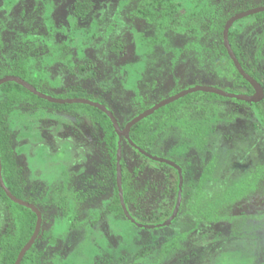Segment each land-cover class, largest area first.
<instances>
[{
    "label": "rangeland",
    "instance_id": "1",
    "mask_svg": "<svg viewBox=\"0 0 264 264\" xmlns=\"http://www.w3.org/2000/svg\"><path fill=\"white\" fill-rule=\"evenodd\" d=\"M75 1L0 0V71L30 57L42 88L56 95L82 91L122 124L195 85L245 90L207 18L214 9L219 22L264 0H203L212 9L195 21L197 33L184 24L156 29L134 13L132 0H81L92 7L80 19ZM231 30H238L242 55L264 85V15L242 18ZM258 104L264 111V99ZM184 107L173 117L177 123L154 127L147 147L177 161L186 175L178 215L159 228H141L113 207L107 147L86 107L22 103L12 109L4 120L8 145L25 198L43 214L32 264H264V118L251 103L232 99ZM122 152L129 208L154 220L175 203L176 174L126 139ZM14 231L0 196V239ZM171 240L175 245L159 260Z\"/></svg>",
    "mask_w": 264,
    "mask_h": 264
},
{
    "label": "trees",
    "instance_id": "2",
    "mask_svg": "<svg viewBox=\"0 0 264 264\" xmlns=\"http://www.w3.org/2000/svg\"><path fill=\"white\" fill-rule=\"evenodd\" d=\"M132 1L134 2V13L138 17L144 19V21H146L149 25L155 26L156 29L160 31H165L174 26L179 27L180 29H184L185 27L183 28L182 26L184 24V26L187 25L190 28L191 32L197 33L198 31H200V28L195 21L198 18L204 16V14H206V10L212 9L209 7L208 4L203 2V0H188L186 2L184 1L185 3L178 2L177 0H132ZM91 7L92 5L88 1L76 0L74 3V13L77 18L83 19L89 15L91 11ZM181 7L184 8L183 13L179 12ZM213 15H214V9H212L210 13V18H207L209 20V24L214 25L213 28H215V30H217L222 35L226 21L234 14L221 18L219 22H216L214 20ZM262 15H264V12L255 14L257 18L262 17ZM189 21L191 22V24H186ZM237 33L238 30H230L229 33V39L233 50L235 51L243 67L258 81L262 82L261 73L257 71L252 64L250 66L247 65L246 58L243 57L241 49L236 41ZM154 37L155 39H157L158 35L156 34ZM70 39L72 40V38ZM61 47L66 48L68 47V44L63 43V46ZM221 48L224 54L226 55V57L228 58L231 66L234 68L235 72L237 73L239 79L243 82L245 86V90H239V89H226V90L235 93H247V94L253 93L254 89L251 86V84L247 80H245L235 68L233 61L230 59L228 52L223 44V41L221 44ZM45 64H47L46 61ZM80 67L82 70H84L87 67V64L85 65L83 64ZM32 72H33V61L30 57H26L22 62H20V64L16 68L10 71H4V72L0 71V78L5 76L6 74H14L26 79L34 86H36L39 90L57 97H62V98L84 97V98L93 99L82 91H71L67 94H59V95L52 94L40 86L39 77L33 76ZM44 72H45V67H42L39 73L43 74ZM0 90L5 95V100L0 102V148H1V160L3 167V177L6 185L16 196L25 199V195L23 194V190L19 181V174H18L16 162L12 156L11 150L8 145V134L4 128V120L5 117L9 113H11L12 109L16 105L22 103L43 104V105L67 107V108H75L76 106L86 107L87 108V110L85 109L86 112L89 113L91 116H93L94 120L100 124V127L103 129L105 133L106 136L105 139L107 141V146L109 148V153L111 155L113 180L115 182L116 163H117L116 155H117L119 137L114 130L110 118L103 111H101L96 107L83 103L58 104V103L50 102L46 99L40 98L39 96L35 95L34 93L30 92L28 89L23 87L22 85L14 81H8L1 84ZM198 93H202V95L197 96ZM193 99H202V100L232 99L238 103H245V101L238 100L235 98L223 97L215 93H208L202 91L190 93L180 98L176 102H173L170 105L158 109L150 116L144 118L143 120L135 124L131 129V136L134 139V141L143 146V144L146 141V137L149 140L151 139L154 125L156 124L157 118L159 117L160 114L167 111L170 108V106L173 104L179 106ZM252 105L256 107L261 118H264V111L259 106V104L252 103ZM202 143H204V141H202ZM172 170L176 173L175 169ZM122 179H123L124 199H125V203L128 205L131 199L129 196V185L127 187L128 174L125 171L123 163H122ZM177 185H178V180L175 181V194L177 193V188H178ZM245 186H247V184ZM0 196L7 202L15 224L14 233L11 236H3L0 239V264H14L20 250L28 242V240L31 238L35 230L37 216L31 209L12 201L6 195L5 191L1 187H0ZM174 206L175 203L163 214L157 216L154 220H150V219L148 220L146 218H142L134 214H132V216L142 223H160L170 217V215L173 212ZM113 207L117 208L119 212L124 214L123 209L121 207L118 192L114 199ZM64 212L67 213L66 210ZM173 245H175V241L172 240L163 245V247L159 252V260L163 259L170 253L171 249L173 248ZM31 251L32 248L27 251L21 264H32L33 257Z\"/></svg>",
    "mask_w": 264,
    "mask_h": 264
},
{
    "label": "water",
    "instance_id": "3",
    "mask_svg": "<svg viewBox=\"0 0 264 264\" xmlns=\"http://www.w3.org/2000/svg\"><path fill=\"white\" fill-rule=\"evenodd\" d=\"M260 12H264V5L257 6L254 8H249L247 10H243L241 12L235 13L226 21L224 28H223V33H222L223 44H224V46L228 52V55H229L230 59L233 61V64H234L235 68L237 69V71L239 72V74L245 80H247L251 84V86L253 87L254 93H252V94L230 92V91H227L225 89H222V88H219L216 86L196 85V86L190 87L186 90H183L181 92H178V93H176V94H174V95H172L166 99L161 100L160 102L156 103L152 107L141 112L136 117L132 118L122 128L120 126L116 116L114 115V113L106 105H104L98 101H95V100H92L89 98H84V97H67V98L56 97V96L47 94L44 91L39 90L36 86H34L32 83H30L26 79H24L18 75H14V74H7V75L1 77L0 78V85L5 83V82H8V81H14V82L22 85L26 89H28L30 92L39 96L40 98L46 99V100L53 102V103H58V104L83 103V104H88V105H91L93 107H96L108 115V117L111 119V121L113 123L115 132L118 134L120 139L124 136L134 148L139 150V152H141L142 154H144L148 158H150L154 161L166 163V164L174 167L178 171V174H179V190H178L177 201H176V204H175V207L173 209L172 214L170 215V217L168 219H166L165 221L160 222V223H142L131 215V213L128 210V207L125 203L124 190H123V179H122V164H121L122 147H121V140L119 141V147H118V151H117V163H116V181H117V188H118V192H119L121 206L123 208L125 216L133 224H135L141 228L163 227V226H166V225L172 223V221L176 218V216L178 215V212L180 210V206H181L182 199H183V195H182V188H183V181H184L183 170L180 167V165L178 163H176L175 161L166 159V158L161 157V156L151 154L148 151H146L144 148H142L141 146L136 144L130 135V130L136 123L140 122L141 120H143L147 116L153 114L159 108H161V107H163L169 103H172V102H174V101H176V100H178V99H180V98H182V97H184L190 93L197 92V91L215 93V94L221 95L223 97L235 98V99L246 101L249 103H257V102L261 101L264 98V88H263L262 84L243 67V65L240 62L239 58L237 57L235 51L233 50L230 39H229V33H230L231 27L233 26L234 23H236L238 20H240L242 18L251 16V15H255V14L260 13ZM0 187L5 191L6 195L12 201L31 209L37 216L35 230L31 236V238L28 240V242L20 250V252L17 256V259L14 263V264H21L25 254L27 253L28 250L31 249V247L33 246V244L35 243L36 239L38 238V236L40 234V231L42 228V223H43V214H42L41 209L36 204H34V203H32L26 199H23V198L16 196L10 190V188L6 185L4 177H3L1 148H0Z\"/></svg>",
    "mask_w": 264,
    "mask_h": 264
},
{
    "label": "flooded vegetation",
    "instance_id": "4",
    "mask_svg": "<svg viewBox=\"0 0 264 264\" xmlns=\"http://www.w3.org/2000/svg\"><path fill=\"white\" fill-rule=\"evenodd\" d=\"M7 75V74H6ZM261 84H262V82L261 81H259ZM196 86V85H195ZM262 86H263V88H264V85L262 84ZM193 87V86H192ZM190 88V87H189ZM220 88V87H219ZM188 89V88H187ZM223 89V88H222ZM184 90H186V89H184ZM226 90V89H225ZM181 91H183V90H181ZM181 91H178V92H181ZM178 92H176V93H178ZM197 92H199V91H197ZM203 92V91H202ZM176 93H174V94H176ZM194 93V92H193ZM253 93H254V91H253ZM48 94V93H47ZM173 94V95H174ZM245 94H247V93H245ZM252 94V93H251ZM51 95V94H50ZM218 95V94H217ZM54 96V95H53ZM172 96V95H171ZM57 97V96H56ZM170 97V96H169ZM62 98V97H61ZM65 98H67V97H65ZM168 98V97H167ZM228 98V97H227ZM164 99H166V98H164ZM264 99V98H263ZM262 99V100H263ZM93 100V99H92ZM163 100V99H162ZM179 100V99H178ZM202 99H193V100H191V101H189V102H186V103H184V104H181V105H179V106H176L175 108H169L168 110H167V112H164V113H162V114H160L159 115V117L157 118V121H156V124L154 125V127L156 126L157 127V129L158 128H160L162 125H165V122H169V123H177L179 120H173L174 118V115H175V113L177 112V111H179L180 109H181V107H184V106H187L188 104H191V103H193V102H198V101H201ZM203 100H205V99H203ZM206 100H210V99H206ZM261 100V101H262ZM95 101H98V102H100V103H102V104H104L102 101H99V100H95ZM161 101V100H160ZM160 101H158V102H160ZM177 101V100H176ZM176 101H174V102H176ZM158 102H156V103H158ZM246 102V101H245ZM260 102V101H259ZM259 102H257V103H259ZM156 103H154V104H152V105H150V106H144V109L141 111V112H143V111H145L146 109H148V108H150V107H152L153 105H155ZM173 103V102H172ZM172 103H169V104H167V105H170V104H172ZM252 104V103H251ZM104 105H106V104H104ZM167 105H165V106H167ZM107 106V105H106ZM108 107V106H107ZM164 107V106H163ZM109 108V107H108ZM162 108V107H161ZM185 108V107H184ZM110 109V108H109ZM160 109V108H159ZM112 111V110H111ZM157 111V110H156ZM155 111V112H156ZM181 111V110H180ZM180 111H179V113H180ZM140 112V113H141ZM139 113V114H140ZM139 114H137V115H139ZM107 115V114H106ZM115 115V114H114ZM136 115V116H137ZM108 116V115H107ZM136 116H134V117H136ZM150 116V115H149ZM134 117H132V118H134ZM148 117V116H147ZM166 117H169L168 118V120L166 121V120H164ZM117 118V117H116ZM132 118H130L128 121H126L124 124H122L118 119V122H119V124H120V126L123 128L125 125H126V123L127 122H129ZM111 120V119H110ZM94 122L97 124V127H98V130L101 132V134H102V140H104V143H105V145H106V147H107V153H108V155H109V160H110V163H111V155H110V153H109V148H108V146H107V141H106V139H105V133H104V131H103V129L100 127V124L98 123V122H96L95 120H94ZM112 122V121H111ZM113 124V123H112ZM137 124V123H136ZM190 124V128L192 127V122H190L189 123ZM194 126V125H193ZM114 127V126H113ZM195 127V126H194ZM132 129V128H131ZM156 129V130H157ZM195 130H198V129H196V128H194ZM115 130V129H114ZM156 130L154 131V132H156ZM152 133V137H151V139L149 140V139H147V137H146V141H145V143L143 144V146L142 145H140V144H138L137 142H135L134 141V139H133V141L136 143V144H138L139 146H141L142 148H144L146 151H148L149 153H151L148 149H147V147H149V144H151L152 143V141H153V139H154V135H155V133ZM118 135V134H117ZM130 135H131V130H130ZM119 137V136H118ZM132 137V136H131ZM123 139H126L124 136L120 139V138H118V147H119V141L121 140V147H122V141H123ZM127 140V139H126ZM202 141H204V143H202V144H206L207 142H206V140H202ZM127 142L129 143V141L127 140ZM130 144V143H129ZM201 144V145H202ZM131 145V144H130ZM132 146V145H131ZM203 146V145H202ZM133 147V146H132ZM134 148V147H133ZM134 150L139 154V155H141L142 157H144V158H146L147 160H150V161H153V162H156V163H158V164H160V165H162V166H165V167H168V168H172V169H175L174 167H172V166H170V165H168V164H166V163H162V162H158V161H154V160H152V159H150V158H148L147 156H145L144 154H142L141 152H139V150H137L136 148H134ZM117 151H118V149H117ZM151 154H154V153H151ZM154 155H157V154H154ZM157 156H160V155H157ZM161 157H164V156H161ZM122 158H123V152H122ZM164 158H166V157H164ZM166 159H168V158H166ZM169 160H171V159H169ZM172 161H175V160H173L172 159ZM116 162H117V155H116ZM176 163H178L177 161H175ZM123 163V161L121 160V164ZM124 164V168H125V163H123ZM179 164V163H178ZM180 165V167L182 168V170H183V176H184V181H183V188H182V195L184 194V186H185V183H186V175H185V171H184V169H183V166L181 165V164H179ZM111 169H112V163H111ZM171 169V170H172ZM176 170V169H175ZM125 171L127 172V174H128V171L125 169ZM173 171V170H172ZM175 173V172H174ZM176 180H178V188H177V193L175 194V204H176V201H177V196H178V190H179V174H178V171L176 170ZM112 175H113V172H112ZM114 181V180H113ZM115 196H114V199H115V197H116V195H117V192H118V188H117V181H116V179H115ZM117 188V189H116ZM117 190V191H116ZM118 196H119V192H118ZM129 196H130V194H129ZM120 198V197H119ZM26 199V198H25ZM27 200V199H26ZM29 201V200H28ZM31 202V201H30ZM33 203V202H32ZM121 203V202H120ZM130 204V203H129ZM129 204L127 205V207H128V210L130 211V213H131V215L133 214L132 212H131V210H130V208H129ZM182 204V203H181ZM122 207V206H121ZM175 207V206H174ZM181 207V206H180ZM123 209V208H122ZM124 212V211H123ZM125 215V214H124ZM173 222V221H172Z\"/></svg>",
    "mask_w": 264,
    "mask_h": 264
}]
</instances>
